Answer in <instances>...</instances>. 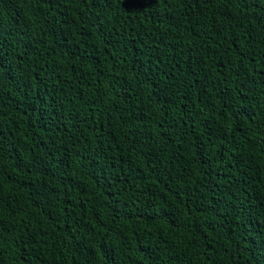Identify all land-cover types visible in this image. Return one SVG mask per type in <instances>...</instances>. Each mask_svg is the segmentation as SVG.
I'll use <instances>...</instances> for the list:
<instances>
[{
    "label": "trees",
    "instance_id": "trees-1",
    "mask_svg": "<svg viewBox=\"0 0 264 264\" xmlns=\"http://www.w3.org/2000/svg\"><path fill=\"white\" fill-rule=\"evenodd\" d=\"M0 264H264V0H0Z\"/></svg>",
    "mask_w": 264,
    "mask_h": 264
}]
</instances>
